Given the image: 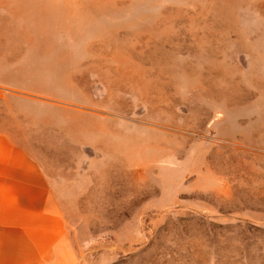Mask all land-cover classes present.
Listing matches in <instances>:
<instances>
[{
  "label": "rangeland",
  "instance_id": "374dc122",
  "mask_svg": "<svg viewBox=\"0 0 264 264\" xmlns=\"http://www.w3.org/2000/svg\"><path fill=\"white\" fill-rule=\"evenodd\" d=\"M0 34L80 264H264V0H0Z\"/></svg>",
  "mask_w": 264,
  "mask_h": 264
},
{
  "label": "crops",
  "instance_id": "0c3cea01",
  "mask_svg": "<svg viewBox=\"0 0 264 264\" xmlns=\"http://www.w3.org/2000/svg\"><path fill=\"white\" fill-rule=\"evenodd\" d=\"M10 38L0 34V264H80L38 158L46 103L47 119L59 104L11 63Z\"/></svg>",
  "mask_w": 264,
  "mask_h": 264
}]
</instances>
